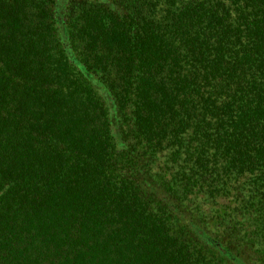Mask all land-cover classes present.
<instances>
[{"label": "trees", "instance_id": "16d2710c", "mask_svg": "<svg viewBox=\"0 0 264 264\" xmlns=\"http://www.w3.org/2000/svg\"><path fill=\"white\" fill-rule=\"evenodd\" d=\"M57 2L0 0V264H264V0Z\"/></svg>", "mask_w": 264, "mask_h": 264}, {"label": "rangeland", "instance_id": "374dc122", "mask_svg": "<svg viewBox=\"0 0 264 264\" xmlns=\"http://www.w3.org/2000/svg\"><path fill=\"white\" fill-rule=\"evenodd\" d=\"M64 6H65V0H58L57 5H56V15L60 27V34L62 37V41L66 45V50L70 54V50L67 44V32L65 29V26L63 24V12H64ZM74 60V59H73ZM84 74L90 79L92 82V85L95 87V89L102 95L104 98L106 105L108 107L109 111V117H110V125H111V131L115 139H118V130H117V115H116V108H115V102L113 98L111 97V94L107 87L96 77H93L89 75L88 73L85 72L83 69Z\"/></svg>", "mask_w": 264, "mask_h": 264}]
</instances>
